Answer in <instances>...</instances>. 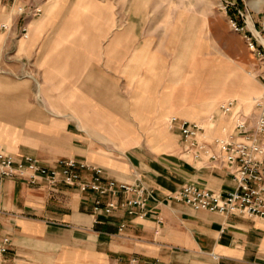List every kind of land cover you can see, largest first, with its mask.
<instances>
[{
    "label": "crops",
    "instance_id": "crops-1",
    "mask_svg": "<svg viewBox=\"0 0 264 264\" xmlns=\"http://www.w3.org/2000/svg\"><path fill=\"white\" fill-rule=\"evenodd\" d=\"M21 3L0 0V21L9 22L0 23V65L7 55L8 74L17 70L34 74L41 81L39 97L48 107L27 104L24 126L45 129L57 122L61 138L64 123L48 122L42 114L51 109L67 113L61 116L66 118L65 128L73 124L79 132L68 131V139L85 146L76 144L62 158L99 167L110 179L139 182L154 192V200L143 218H130L122 210L95 217L90 193L0 179V264H264L263 219L194 211L177 198L185 185L219 194L234 187L227 167L192 162L180 149L178 132L165 125L171 117L189 122L203 117L209 108L199 103L198 88L173 92L175 84H169L156 91L149 77H138L137 63L129 76V52L138 48L137 24L113 29L109 19L95 18L92 7L61 9L58 0L43 7L34 0ZM23 30L26 35L18 37ZM129 32L135 37L130 45ZM18 60H23V67L15 69ZM128 79H140L138 89L120 97L119 89L128 86ZM120 98L126 105L121 114L116 104ZM253 123L250 118V127ZM212 125L210 138L221 135L223 122L215 120ZM136 128L166 130L172 147L164 150L160 136H142ZM121 129L132 133H119ZM206 134L205 130V139ZM97 142L136 146L120 159L103 153ZM147 143L161 146L157 152L137 146ZM25 155L47 166L58 160L32 154L13 157Z\"/></svg>",
    "mask_w": 264,
    "mask_h": 264
},
{
    "label": "rangeland",
    "instance_id": "rangeland-1",
    "mask_svg": "<svg viewBox=\"0 0 264 264\" xmlns=\"http://www.w3.org/2000/svg\"><path fill=\"white\" fill-rule=\"evenodd\" d=\"M31 1L21 0L20 6ZM34 1L42 6L52 0ZM58 1L61 2V9L73 8L77 5L81 9L92 7L95 10V18L109 19L113 29L118 28L120 24L127 23L131 27L137 24L139 32L136 45L138 48L136 50V47H133L129 52V76L130 72H134V69L130 67L137 63L138 77H149L148 81L156 91L169 84H175L173 92L179 87L184 93L193 87L198 88L202 93L199 103L202 102V106H207L209 109L200 120L192 119L204 124L207 131L206 137L209 140L226 137L233 129L230 117L215 116L221 103L233 100L237 103L238 109L250 115L254 99L263 93L260 75L264 70V58H259L249 49L247 37H252L251 33H253L257 39V41L253 39L255 48L261 50L262 45L264 46V0ZM234 13H237L240 18H237ZM0 23L9 22L1 20ZM22 36L23 33L18 35V37ZM128 41L129 45L132 44L131 41H135L131 32H129ZM137 51L139 54L135 56ZM10 59L6 55L4 59L6 63L0 65V154L10 156L32 154L43 160L44 157L54 156L56 161L66 157L76 144L83 146L81 142L73 143L68 139L67 132H78V129L73 124L68 125V129L65 128L66 118L61 116L67 113L51 109L46 114H42L48 122L57 120L64 123L61 138V124L57 122H51L45 129L29 124L24 126L27 104L42 109H48V107L42 101V96L39 97L41 81L34 74H24L19 70L15 74H8L7 62L11 61ZM22 65L23 60L16 61L15 69ZM139 81L141 80L128 79V86H122L119 89V96L123 98L132 96L138 89ZM116 104L119 111L117 113L121 114L122 110L126 109V105L121 98ZM40 116L37 113L35 118L39 119ZM212 116H214L212 122L219 120L223 122V126L220 130L221 135L210 138L208 132L213 129V125L209 119ZM167 124L168 122H165L166 127H168ZM135 130L142 136L154 134L160 136L164 142L162 145L164 150L172 147L171 141L168 140L170 139L168 133L164 129L158 132L152 129L144 132L141 128ZM118 132L130 134L131 130L129 132L121 129ZM133 133L135 134L134 131ZM41 145L44 148L41 149ZM96 146L98 149H103L105 151L103 153H109L112 157L121 159L119 156L123 157L126 149L136 145L97 142ZM137 146L157 152L156 147L161 145L147 143Z\"/></svg>",
    "mask_w": 264,
    "mask_h": 264
},
{
    "label": "built area",
    "instance_id": "built-area-1",
    "mask_svg": "<svg viewBox=\"0 0 264 264\" xmlns=\"http://www.w3.org/2000/svg\"><path fill=\"white\" fill-rule=\"evenodd\" d=\"M251 36L247 37L249 49L259 58H264V46L261 50L255 48L254 41L257 39L253 33ZM260 82L263 93L254 99L250 115L238 109L233 100L218 106V113L230 117L233 123L232 132L226 137L207 140L204 124L176 117L169 119V129L178 132L180 149L192 162L200 167H227L234 183L233 189L224 194L191 185L183 186L177 192V198L192 210L264 220V70ZM250 118L254 121L251 127ZM213 119L212 116L209 121ZM0 179H20L30 185L45 183L55 190L65 186L83 194L90 193L93 196L91 210L95 217L107 218L122 210L130 218H143L148 214V203L154 200V192L141 183L107 178L101 168L73 158L58 159L47 166L30 155L17 159L0 154ZM124 227L122 224L119 232Z\"/></svg>",
    "mask_w": 264,
    "mask_h": 264
},
{
    "label": "trees",
    "instance_id": "trees-1",
    "mask_svg": "<svg viewBox=\"0 0 264 264\" xmlns=\"http://www.w3.org/2000/svg\"><path fill=\"white\" fill-rule=\"evenodd\" d=\"M238 6L241 7L242 5H241V4H238ZM234 14H235V13H234ZM235 15H236L237 18H240V16H239L237 13H236Z\"/></svg>",
    "mask_w": 264,
    "mask_h": 264
}]
</instances>
